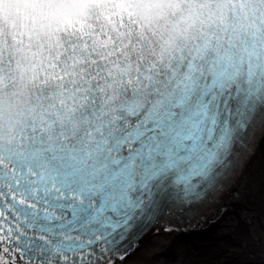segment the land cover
I'll return each instance as SVG.
<instances>
[{"label": "snow or ice", "instance_id": "1", "mask_svg": "<svg viewBox=\"0 0 264 264\" xmlns=\"http://www.w3.org/2000/svg\"><path fill=\"white\" fill-rule=\"evenodd\" d=\"M0 264H264V0H0Z\"/></svg>", "mask_w": 264, "mask_h": 264}]
</instances>
